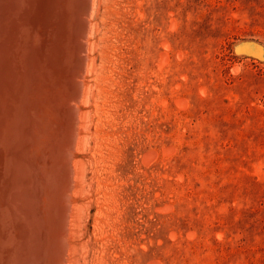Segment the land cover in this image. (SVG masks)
<instances>
[{
  "label": "rangeland",
  "instance_id": "374dc122",
  "mask_svg": "<svg viewBox=\"0 0 264 264\" xmlns=\"http://www.w3.org/2000/svg\"><path fill=\"white\" fill-rule=\"evenodd\" d=\"M103 9L115 139L111 163L92 156L89 170L111 264H264V0Z\"/></svg>",
  "mask_w": 264,
  "mask_h": 264
},
{
  "label": "bare ground",
  "instance_id": "6f19581e",
  "mask_svg": "<svg viewBox=\"0 0 264 264\" xmlns=\"http://www.w3.org/2000/svg\"><path fill=\"white\" fill-rule=\"evenodd\" d=\"M103 10V0H0V264L113 260L89 170L92 156L110 162L115 139L111 68L97 55ZM127 228L124 212L129 251Z\"/></svg>",
  "mask_w": 264,
  "mask_h": 264
}]
</instances>
